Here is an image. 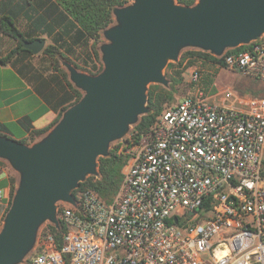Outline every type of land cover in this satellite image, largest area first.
<instances>
[{
	"label": "built area",
	"instance_id": "obj_1",
	"mask_svg": "<svg viewBox=\"0 0 264 264\" xmlns=\"http://www.w3.org/2000/svg\"><path fill=\"white\" fill-rule=\"evenodd\" d=\"M247 45L214 64L264 83V33ZM202 78L194 69V93L126 139L112 201L91 188L59 201L63 247L48 233L24 264H264V95Z\"/></svg>",
	"mask_w": 264,
	"mask_h": 264
},
{
	"label": "water",
	"instance_id": "obj_2",
	"mask_svg": "<svg viewBox=\"0 0 264 264\" xmlns=\"http://www.w3.org/2000/svg\"><path fill=\"white\" fill-rule=\"evenodd\" d=\"M113 13L100 46L103 69L89 74L64 62L82 98L32 144L0 134V158L18 173L0 229V264L22 262L46 221L59 225L57 203H75L72 191L98 174V158L148 112L149 84L168 86L164 70L183 48L220 56L264 33V0H133ZM45 46L44 37L23 42L34 54Z\"/></svg>",
	"mask_w": 264,
	"mask_h": 264
},
{
	"label": "trees",
	"instance_id": "obj_3",
	"mask_svg": "<svg viewBox=\"0 0 264 264\" xmlns=\"http://www.w3.org/2000/svg\"><path fill=\"white\" fill-rule=\"evenodd\" d=\"M0 0V31L16 41V45L2 57L3 63L12 62L20 66V71L34 83L40 95L49 105L58 112L56 119L47 127L33 130L28 137L19 139L29 144L43 137L61 119L64 111L79 101L84 92L77 88L69 77V72L62 66V61L71 62L76 68L91 74H97L103 69L99 44L103 39V30L115 23L114 8L129 4L132 0ZM15 2V3H14ZM182 5H194L197 0H177ZM26 19L24 28H21L19 16ZM47 35L51 42L45 46L41 54L34 53L23 47L25 40L43 38ZM247 44L231 48L228 52L245 50ZM82 50L86 58L82 55ZM40 57L36 63L34 57ZM73 56L82 58L88 64L94 62L90 68L79 64ZM204 58L213 63L222 62L220 57L200 49L186 50L178 63L170 61L165 68L166 75L171 78L172 86L183 80L180 66L190 57ZM47 61L49 68H43L42 62ZM179 76L177 78L176 76ZM174 99V92L167 86L152 83L147 90L148 112L141 115L134 124L132 132L135 140L148 133L155 125L159 115L164 110V104ZM0 130L6 131L7 126L0 123ZM1 133V132H0ZM129 156L118 152L115 148L109 149L107 156L98 158V174L88 175L72 191L75 198L85 188L95 190L104 200L112 201L118 191L123 178V169ZM0 159V163H3ZM264 175V165H263ZM10 196L13 198L17 188V177L9 176ZM11 205L6 209L8 211ZM5 212V214H6ZM4 214V216H5ZM4 219V218H3ZM66 228L62 223L58 226L49 224L37 236L43 239L48 233L54 237V248L63 247V232Z\"/></svg>",
	"mask_w": 264,
	"mask_h": 264
},
{
	"label": "crops",
	"instance_id": "obj_4",
	"mask_svg": "<svg viewBox=\"0 0 264 264\" xmlns=\"http://www.w3.org/2000/svg\"><path fill=\"white\" fill-rule=\"evenodd\" d=\"M17 1L19 0L15 2ZM19 21L21 28H24L26 19L23 15L19 16ZM15 45L16 41L13 38L0 31V59ZM20 68L12 62L3 63L0 60V123L7 126V130H0V134L17 140L28 137L33 130L49 126L58 115ZM223 69L227 68H222L220 72ZM235 73L242 72L235 71ZM249 79L252 80L248 84L251 89L238 93L263 96L264 83L252 77ZM12 174L9 166L3 167L0 163V188L4 191L3 199L0 200V226L11 200L9 176Z\"/></svg>",
	"mask_w": 264,
	"mask_h": 264
},
{
	"label": "rangeland",
	"instance_id": "obj_5",
	"mask_svg": "<svg viewBox=\"0 0 264 264\" xmlns=\"http://www.w3.org/2000/svg\"><path fill=\"white\" fill-rule=\"evenodd\" d=\"M43 37L46 39V45H48L51 42L50 38L47 35H43ZM106 41H107V39L103 35V39H102L101 43L99 44V48H100L101 44L103 42H106ZM192 49H198V48H195V47H185V48H183L181 50L180 54H179L178 60L172 61V62L178 63L179 60L181 59V56H182L183 52H185L186 50H192ZM79 52H82L81 56H83L84 58L87 57L86 54L82 50H80ZM100 52H101V50H100ZM39 54H41V53H39ZM39 54H36V55H39ZM100 55H101V53H100ZM73 58L79 64L87 65L88 66L87 68H90L92 66V64L94 63L92 61V59L90 60L89 58H88V60L90 61V63H88V64H86L83 61L82 58H79L77 56H73ZM34 61L37 64L40 63V61H41L40 57H36L35 56L34 57ZM65 61L66 60L62 61V66H63V68L65 70L68 71L66 65L64 64ZM42 66H43V68L48 69L49 68V63L47 61H43L42 62ZM179 69L182 70L181 71V76H182L183 80H181L180 83L175 84L173 86H172L171 78L166 75V70H164V74L169 79V84H168L167 87L170 88L174 92V99L172 101H170V102H166L164 104V109L168 108V107H170V106H172V105H174L176 103H178L183 98H185V97L189 96L190 94L194 93L195 89L197 88V86L193 82H191V72L194 69L195 70L196 69H201L202 74H203V78H202V82L201 83L207 89L208 88H213V91H215V90L217 91L220 88H224V87L229 86L231 89H233L237 93L238 92H242V91L244 92V91H246V89H251V87L248 86V84L252 82V80L249 79L250 76H247V75L242 74V73H235V71H232V70H229V69H223V71L220 72V70L222 68H218L213 62L208 61V60H206L204 58H200V57H196V56L190 57L189 59H187L184 62V64L182 66L179 67ZM80 71H82V70H80ZM82 72H86V71H82ZM86 73H89V72H86ZM89 74H91V73H89ZM176 77L179 78L178 75ZM150 84H152V83H150ZM161 85H163V84H161ZM133 126H134V124L130 126V129H129L128 133L125 134V136L123 138L117 139V140L111 142L110 148H115V149L118 150V152H121L124 155L129 156L128 152L126 151L128 147L125 145L124 142L126 141V139H128L129 137L133 136V132H132ZM40 138L36 139L35 141L39 140ZM34 142H30L29 144H32ZM1 165H3V167L4 166H9L10 172L13 173L17 177V184H18V173L11 167L9 162L5 160V161H3V163ZM2 224H3V220H2V223H1V226H0V229L2 227ZM49 224H52V222L46 221L41 226L39 232L40 231L42 232L45 228H47V226ZM36 244H37V242H36ZM33 249L25 256L24 260L22 262H20L19 264H24L25 259L33 252Z\"/></svg>",
	"mask_w": 264,
	"mask_h": 264
}]
</instances>
